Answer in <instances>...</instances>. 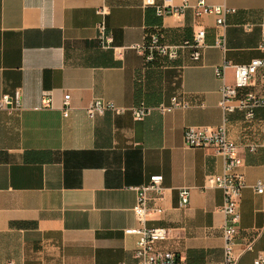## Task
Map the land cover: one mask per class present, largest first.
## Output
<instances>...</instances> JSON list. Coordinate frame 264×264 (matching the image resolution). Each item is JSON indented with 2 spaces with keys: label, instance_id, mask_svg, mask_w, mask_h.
<instances>
[{
  "label": "crops",
  "instance_id": "crops-1",
  "mask_svg": "<svg viewBox=\"0 0 264 264\" xmlns=\"http://www.w3.org/2000/svg\"><path fill=\"white\" fill-rule=\"evenodd\" d=\"M185 0H171L180 4ZM195 5L197 0H186ZM166 0H0V96L21 91L23 109L0 110V264H136V235L125 230L139 222L132 186L163 175L164 195L148 193V227L166 226L170 237L157 244L182 264H219L224 258V195L205 188L220 174L224 157L214 149L185 145L189 126L218 127L239 145L246 187L239 198L236 252L252 241L239 264L264 256V198L255 183L264 177V108L248 123L237 111L219 107L223 84H233L235 65L264 58L260 49L264 0H208L233 9L226 26L215 15L197 17L189 8L179 17H160ZM115 48L98 41L99 8ZM205 29V46L195 61L190 50L175 60L147 64L130 48L158 33L169 44L192 39ZM224 35V42H219ZM225 63L229 65L222 68ZM216 68L223 70L218 77ZM251 89L264 96L257 79ZM53 107L42 105L44 92ZM177 96L186 107L151 111L136 120L130 111L94 118V99L130 108L169 104ZM70 100L64 116V100ZM180 187L191 188L186 208Z\"/></svg>",
  "mask_w": 264,
  "mask_h": 264
},
{
  "label": "built area",
  "instance_id": "built-area-1",
  "mask_svg": "<svg viewBox=\"0 0 264 264\" xmlns=\"http://www.w3.org/2000/svg\"><path fill=\"white\" fill-rule=\"evenodd\" d=\"M189 8L195 9L197 17L205 15H215L217 25L221 28L226 26V15L233 12L224 6L211 5L208 0H197L195 5L189 1H183L180 4H173L171 0H166L161 5L156 6V14L160 17L174 16L179 17ZM97 14L101 16V20L97 25L98 41L103 48L114 49V37L107 30L105 17L108 14L106 8H99ZM260 49L264 52V19L262 23ZM205 29H199L192 39H184L177 44H169L165 42L158 33L149 36L146 41L132 45L130 48L140 52L144 56L147 64L155 63L160 58H168L175 60L179 57L183 50H190L191 57L198 61L201 58L202 48L205 46ZM224 35L220 36L219 42H224ZM229 64L225 63L222 68ZM235 80L233 84H223L221 88V100L219 107L226 115L241 111L244 119L248 123L256 120L257 110L264 108V96L260 95L255 89H251L257 79L264 86V58H256L246 64L235 65ZM218 77H223V70L216 68ZM64 104V116L69 115L70 100L66 98ZM42 105L45 109L53 107V97L49 92H44L42 97ZM186 104L177 96H173L169 104H160L157 107L147 106L145 103L134 105L130 108L117 106L111 101L104 99H94L87 107L86 111L89 117L94 118L97 115H103L108 111L116 114H122L130 111L136 120H143L151 111L157 110L161 113L171 112L175 109L184 108ZM22 94L17 90L14 95L3 94L0 96V110L16 111L22 110ZM184 142L188 147L214 149L224 157V167L220 174L211 175L207 178L205 188H219L224 195V202L221 210L225 215L223 224L224 231V258L219 264H239L240 256L253 249L254 239L245 244L240 253L236 252L238 244L240 221L239 198L241 191L246 187L245 177L243 173L236 169L243 165V159L239 154V145L228 137L225 123L218 127H196L189 126L184 130ZM248 151L255 152L258 148L264 147V141L260 144H250L245 146ZM163 175H152L147 183L132 186L137 191V200L133 207L135 216L139 222L136 227L128 228L125 233L136 235L137 243L134 250V256L137 260L136 264H182L176 253L157 248L159 242L167 240L172 229L166 226L148 227L146 221L148 217L155 213L164 211L163 207H150L148 205V193L155 192L159 196L164 195ZM257 194L264 198V177L258 179L254 185ZM179 207L186 208L191 200V188L180 187ZM264 238V225L255 233V239ZM125 264V263H119ZM252 264H264V256L256 257Z\"/></svg>",
  "mask_w": 264,
  "mask_h": 264
}]
</instances>
